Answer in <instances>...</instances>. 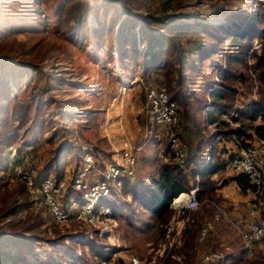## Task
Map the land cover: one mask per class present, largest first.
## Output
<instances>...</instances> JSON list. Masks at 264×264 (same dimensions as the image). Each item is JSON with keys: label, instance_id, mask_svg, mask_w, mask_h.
<instances>
[{"label": "rangeland", "instance_id": "1", "mask_svg": "<svg viewBox=\"0 0 264 264\" xmlns=\"http://www.w3.org/2000/svg\"><path fill=\"white\" fill-rule=\"evenodd\" d=\"M86 1L90 3V0H0V97L7 95L11 98L6 113L14 114L13 118L9 117L6 126L0 127V229L15 231L30 240L9 247L16 254L15 264L71 263V260L63 259L59 245L67 241L64 237L73 233L88 234L93 243L102 246L99 252L107 255L108 259L97 263L92 261L86 243L70 244L92 264H117V260L125 264L129 256L142 260L147 258L150 251L162 252L165 248L158 245L161 240L156 237L158 221L130 197L124 200L133 208L131 218L115 211L113 221L103 220L99 225L86 226L80 221L70 220L64 225L55 226L45 211L32 208V198L27 194V188L12 173V167L16 164L34 163L37 172L46 164L48 175L54 177L56 169L61 168L68 181L74 167L73 155L79 157L90 152L108 155L111 152L109 145L114 149H119L116 147H121L123 141L138 145L145 129H156L150 125L149 114L144 107V89L162 85L168 96L171 91L163 76L155 78L142 74L128 56L123 57V66L118 64L116 49L108 48L115 26L111 30L108 25L115 13L120 17L125 15L127 5L140 4L144 9H153L161 0H94L96 4L91 3L92 6ZM254 1L177 2L176 11L189 15L183 18L184 23L193 25L198 22L218 37L212 42L217 53L203 62L202 74L205 78L197 77L191 86L192 93L186 92L187 116L182 115L180 105L175 102L177 126L173 133L187 145L185 157L192 154L196 144L202 140L200 131L205 129L208 79L214 77L219 62L223 65L220 50L226 34L240 26L241 18L249 16ZM112 9H115V13ZM143 11L138 10L139 13ZM93 13H97L101 20L104 17L105 26L107 24L109 28L102 38L93 36L97 25ZM78 26L79 29L83 26V31L80 36H74L73 28ZM191 36V33L181 35L180 44ZM193 60L197 62L196 57ZM186 72L182 71V77ZM243 73H248L250 79L244 80L241 85L236 84L234 79L229 80L236 91H228L224 101L228 113L237 111L235 101L238 97L248 93V97L254 98L252 75L250 71ZM236 115L237 112L231 116V121ZM36 127L42 128L41 134H33ZM63 144L73 148L74 154L73 151L68 152L56 167L50 165V158ZM166 146L164 137L160 146L148 141L141 147L131 178L140 191L147 193L160 164L170 161L169 153L165 152ZM197 202L195 210L173 212L175 218L182 219L185 226L195 233L213 210L204 201ZM213 202L215 207H220L216 200ZM247 202L249 207L251 201ZM259 202L260 211H264V197ZM10 206L15 209L7 213ZM221 211L225 213L227 221L216 222L214 227L219 229H214V233L208 234L204 240L196 241L195 248L183 246L179 250L178 264H196L197 254L206 249V240H218L220 237L235 253L226 257L221 264H264L262 246L255 250L251 260L243 258L241 254L238 257L240 242L232 226L237 218L231 214L227 216L225 207ZM104 230L106 232H101ZM163 252H166V248Z\"/></svg>", "mask_w": 264, "mask_h": 264}, {"label": "trees", "instance_id": "2", "mask_svg": "<svg viewBox=\"0 0 264 264\" xmlns=\"http://www.w3.org/2000/svg\"><path fill=\"white\" fill-rule=\"evenodd\" d=\"M177 2L178 0H161L153 9H144L140 4H130L126 6L125 15L122 17L115 13V9H112L115 17L110 21L108 27L112 30L115 26V32L109 40L108 48L114 47L116 49V60L120 66H123V57L128 56L131 62L140 68L142 74H150L155 78L163 76L168 89L171 91L169 95L170 100L174 103L177 102L181 107L182 115L187 116L185 110L188 104L186 92L192 93L191 86L197 77L205 78L202 74L203 62L207 57H212L217 53V50L213 48L212 42L218 40V37L208 27L198 22H195L193 25L184 23L183 18L189 15L185 12L176 11L178 7ZM91 3L93 5L96 4L94 0H90V3L86 1V4L90 6H92ZM139 9H143L144 11L139 13ZM93 14L97 23L93 36L102 38L109 28L107 24L105 26L104 17L101 20L97 13ZM133 29H135V32ZM82 31L83 26L80 29L79 26L73 28V35L80 36ZM190 33L192 36L186 37L180 44L181 35ZM135 34H137V44L135 43ZM223 43L224 45L220 50L223 65L221 66L219 62L215 67V75L213 78L210 77L208 79L209 86L206 90V120L207 123H216V132L209 141L208 161L199 170L197 169L200 160L196 156V152L199 151V141L194 148V152L184 158L186 166H189V163L193 165V167L190 165L188 177L172 161L171 149L166 143L165 152L169 153L170 161L160 164L155 177L150 181L151 187L147 190V193L140 191L136 183L131 181L132 177H130L123 179L118 193H112L110 200L106 201L109 208L108 221H113L115 211L121 215L126 214L127 218L128 216L130 218L133 216L132 206L124 200L126 197H130L132 201L142 207L144 212L158 221L156 237L161 239L158 245L165 247L166 252H163L165 248L160 254H158L160 250L155 253L154 251H150L147 258L142 259L146 262L152 259L153 264H178L179 260L171 259V255L179 256L183 246L195 248L197 233L191 231L184 223L178 235H175L174 231L167 235L164 233L165 227L174 216V210L170 207L172 199L190 188L194 183L195 172H198L196 199L198 201L209 200L212 198L214 190L210 177L216 172L224 171L233 154V152H229L222 147V144L232 143L235 147H245L252 144L258 138L264 139V9L252 10L249 16H246V19L244 17L241 18L240 26L236 30L227 33ZM206 45L209 48L206 49ZM194 57L197 58V62H194ZM182 71H187L184 77H182ZM243 71H250L255 84L253 87L255 95L254 98L237 109V115L232 119L231 124H228L220 120L219 116L228 113L224 103L228 96V91H236V88L229 80L234 79L238 85H241V82L244 80H249L250 75L243 73ZM10 101L12 102L11 98L7 95L0 97L1 128L8 124L9 117H14L13 111L11 113L13 115L6 113ZM194 101L198 102L199 100ZM201 102L204 103L203 100ZM41 133L42 128L36 127L33 134L38 135ZM72 149L64 144L61 145L55 150L53 157L49 160V164L56 167L59 160L68 152L73 151ZM187 152L188 148L186 145L185 154ZM222 153L225 154L224 158L220 157ZM72 154H74V151ZM93 155L104 154L93 152ZM73 157L75 158V166L80 155L79 157L73 155ZM46 169L47 165L45 164L43 165V169L37 172V179L48 175ZM63 176V170L61 171V168L56 169L54 178L58 179ZM231 180L242 193L253 190L244 174L233 175ZM27 194L32 198L31 206L35 209V194L29 191ZM70 195L73 194L68 178L63 201L66 202L67 197ZM12 207H9L7 213L15 209ZM180 212L183 213L185 210H180ZM47 216L50 218L52 224L56 226L48 213ZM101 232L104 233L106 231ZM65 238H67V241H64V244L60 243L59 246L64 256L63 259L71 260L69 264H92L91 261L83 259L80 253H77L70 245L71 243L77 244L80 242L82 244L86 243L89 246L93 258L92 261H96L97 263L107 261L108 256H104L99 252L102 246H97L93 243L88 234L73 233ZM20 241L29 242L30 240L15 233V231L0 229V264H15L17 260L16 254L9 247ZM67 244L69 245L67 246ZM173 249L180 251L175 252ZM256 249L258 248L256 247ZM168 250L169 252H167ZM239 254L242 255L241 245L238 257ZM228 256H230V253L225 254L224 259ZM117 264L122 263L120 260H117Z\"/></svg>", "mask_w": 264, "mask_h": 264}, {"label": "built area", "instance_id": "3", "mask_svg": "<svg viewBox=\"0 0 264 264\" xmlns=\"http://www.w3.org/2000/svg\"><path fill=\"white\" fill-rule=\"evenodd\" d=\"M259 8L264 9L263 0L254 1L252 10ZM143 100L149 114V123L156 129H145L138 145L123 141L119 149H113L114 156H94L92 152L80 155L69 176L73 195L68 196L66 202L63 201L67 186L64 176L55 179L52 175H46L37 179V168L34 163L16 164L12 167L16 179L23 183L29 192L35 194L36 210L46 211L56 225H64L70 220L80 221L86 226L101 224L103 220L108 219L109 208L106 201L110 200L112 193H118L123 179L133 176L141 147L148 141L160 146L164 137L171 149L174 164L183 173L188 174L189 166H186L184 161L186 144L180 142L173 133L177 126L175 103L170 100L162 85L147 86L144 89ZM236 112L233 110L231 113L221 114L220 120L230 123L231 116ZM205 131L210 141L216 132V123L205 122ZM226 168L231 175L244 174L253 187L248 207V221L232 224L241 245L243 258L251 260L254 258L256 247L264 248V218L263 211L259 209V199L264 197V139L258 138L245 147H235ZM196 191L195 179L186 192L179 193L172 199L170 207L174 212L195 210L198 207ZM181 194L184 195L182 206L174 205V201ZM220 220L227 221L226 215L215 207L210 217L198 228L197 240L202 241L208 234L214 233V224ZM172 231L171 220L164 233L167 235ZM160 253L158 251V254ZM227 253H231V249L220 242L213 249L201 253L196 264H220ZM125 264H153V260L146 262L136 256H129Z\"/></svg>", "mask_w": 264, "mask_h": 264}, {"label": "crops", "instance_id": "4", "mask_svg": "<svg viewBox=\"0 0 264 264\" xmlns=\"http://www.w3.org/2000/svg\"><path fill=\"white\" fill-rule=\"evenodd\" d=\"M245 95H244V97L242 96V97H238L236 99V101H235L237 104L236 108L241 107V105H244L245 103H247L248 101H250L252 99V96L248 97V95H249L248 93H245ZM205 111H206V108H204V116L206 119ZM219 118H220V116H219ZM206 122H207V120H206ZM225 123L231 124V122L230 123L225 122ZM200 133H201L200 138L202 140L200 141L199 151L196 152L197 158L198 157L200 158L199 163H198V168H197L198 170L209 159V140L207 138V134H206L205 129H202L200 131ZM119 145H120V142H119ZM222 145H223L222 147H224L229 152H233L235 149V145H233L232 143H223ZM109 146H110L111 152H110V154L105 155V156H114V153H113L114 147H112L111 145H109ZM116 148H119V146ZM220 157L224 158L225 154L222 153L220 155ZM190 165H192V163H189V168H190ZM191 167H193V165ZM197 173L198 172H195V174H194V182H195V179L198 182ZM231 177H233V175H231L230 173L227 172V168H225V170L222 172H216L215 174H213L210 177V179L213 182V187H214V190L212 193V198L209 200L208 199L204 200V203L206 206H209V207L211 206L213 209L212 210V212H213L214 208H215V206H214L215 204H214L213 200H216L217 203L220 205L221 208L220 207L219 208L221 210H223V208L225 207V210L227 211L226 212L227 216H229L228 214H231L235 218H237V220H235V221L246 222V221H248V206H247L248 202L247 201L252 199V194H251V192H247V191L244 193L240 192L238 187L231 180ZM242 204H244L243 207L241 206ZM212 212L210 214H208L209 216L206 219H208L210 217ZM262 214L264 215V211L262 212ZM171 220L173 222V231L175 232V235H178L182 226H183V220L179 219V218H175L174 216L172 217ZM214 229H219V227L216 226V227H214ZM210 234H213V233H210ZM196 241L200 242L197 240V238H196ZM223 241H224V239L222 237H220L218 240H206V242H208V244H206V249L202 250V252L200 251L196 257L198 258V256L201 253L206 252L210 249H213L218 243H220V242L223 243ZM230 254L234 255L232 251ZM171 259L180 260V257L178 255H176V256L171 255Z\"/></svg>", "mask_w": 264, "mask_h": 264}, {"label": "bare ground", "instance_id": "5", "mask_svg": "<svg viewBox=\"0 0 264 264\" xmlns=\"http://www.w3.org/2000/svg\"><path fill=\"white\" fill-rule=\"evenodd\" d=\"M183 199H184V195H179L178 196V198H177V200L176 201H174V205H176V206H182V203H183Z\"/></svg>", "mask_w": 264, "mask_h": 264}]
</instances>
